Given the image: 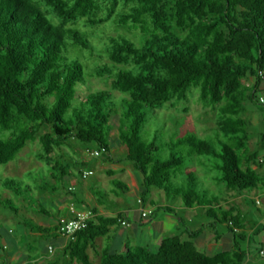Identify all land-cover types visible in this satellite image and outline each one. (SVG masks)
Wrapping results in <instances>:
<instances>
[{
  "label": "trees",
  "instance_id": "16d2710c",
  "mask_svg": "<svg viewBox=\"0 0 264 264\" xmlns=\"http://www.w3.org/2000/svg\"><path fill=\"white\" fill-rule=\"evenodd\" d=\"M104 24L114 30L103 45L110 63L96 66L91 76L107 78L110 88L83 95L77 86L87 82L86 65L78 52L95 55L89 29ZM260 70L264 0H0V165L15 161L29 144L38 142L36 160L49 167L47 182L54 191L57 173L61 179L76 175L68 174L71 156L61 149L95 143L109 155L116 127V141L142 175L140 203L145 204L153 188L161 190L187 208L202 207L213 219L211 227L226 224L233 235L232 247L218 253L195 244L203 229L186 231L188 239L166 236L156 248L129 245L120 251L113 245L111 226L123 225L122 215H97L93 209L87 227L66 238L62 264H244L261 228L247 233L245 218L235 208L226 209L224 198H209L198 186L195 167L185 173L186 155L210 161L218 172L214 179L228 193L264 190V177L258 173L262 162L257 151L250 152L253 133L247 116L249 105L260 106ZM193 88L208 109L204 116L217 113L214 125L204 130L213 133L214 128L216 137L204 138L188 129L164 143L155 129L153 138H145L148 123L153 119L158 125L157 110L186 101ZM114 92L121 95L117 98ZM260 147L264 149V128ZM164 148L171 150L165 158L160 156ZM81 163L73 158L75 167ZM44 170L29 169L27 176L35 178ZM43 182L41 190L46 188ZM113 182L121 192L129 188L118 179ZM2 189L23 196L32 187L18 176L0 177V206L18 213ZM41 212L48 213L44 207ZM30 231L63 236L58 225H32ZM221 236L216 231L217 240ZM51 247L49 253L54 252ZM263 247L256 246L259 251Z\"/></svg>",
  "mask_w": 264,
  "mask_h": 264
},
{
  "label": "rangeland",
  "instance_id": "374dc122",
  "mask_svg": "<svg viewBox=\"0 0 264 264\" xmlns=\"http://www.w3.org/2000/svg\"><path fill=\"white\" fill-rule=\"evenodd\" d=\"M92 32V42L97 46L95 55L88 57V53L84 51H79V55L82 57L83 62L86 65V78L87 82L85 85H78L77 89L80 93L86 94L88 92L97 91L100 89L110 88V83L107 78H97L91 76L94 68L101 65L103 62H109V59L104 55V47L106 44L105 37L107 35L113 34L114 30L107 24L102 26H95L89 29ZM133 39H137L138 36L133 35ZM73 53V48L70 49ZM251 78L248 83L253 82ZM115 96L118 98L121 94L114 92ZM199 91L197 88H193L188 93V99L178 103L174 108H164L157 110L156 120L158 125L153 124V119L148 123L146 128V134L143 132V136L146 138L154 137V130L159 129L162 133V137L159 140L161 142H169L171 137H179L184 135L188 129L196 132L198 135H204V138H215L216 133L213 128V133L210 130L204 132L205 127L208 125H214L216 119V112L209 111V113L204 116V112L208 109H204L199 103ZM187 108L188 111L183 109ZM247 116L250 117L252 123V139L250 142V152L257 151L258 157L262 159V168L259 170V174L264 176V149H260L262 141V133L264 126L262 121L264 120V110L253 103L249 105V112ZM207 119V120H206ZM207 133V134H206ZM111 136L117 139L118 131L116 127L112 130ZM113 142V146L110 151L111 160L108 159L106 153L99 149L98 145L95 143L90 144H75L72 147H63L61 150H65L71 157L67 160L69 162L70 168H67L68 174L74 172L76 175L65 176L61 179L59 173L56 174V178L53 183H55L56 190L53 191L52 182L48 183L47 177L50 171L46 164L40 163L36 160V155L39 152V143H31L26 149H24L18 156V158L7 164L0 165V177L18 176L25 179L32 187V190H28L23 196H17L12 194L7 189H2L4 197H10L19 207L18 213H14L11 210L4 209L0 206V264H49L41 263L40 258L43 260L49 256L54 260H57V264H62L65 260L63 258L62 247L58 244L60 242L61 235L58 234L55 238L53 236L42 235V233H35L30 231L32 225H42L46 222L47 224L54 226L58 225V219L61 216L66 215L65 207L73 202V206L77 210L89 211L93 206H95L96 199L100 200L108 213L113 212H123L125 213L129 210V214L132 216L139 212L144 207L154 208L155 211L151 216L152 219L161 222L166 216L169 210L179 213V216L184 218L180 224V232L190 231L191 229H203L201 237H209L210 234H214L215 230L219 234H222V241H213L214 247L212 252H218L228 249V246L232 241L233 237L228 230L226 224H217L216 229L211 227L209 223L213 221L212 218H208L203 212L202 208L190 209L186 208L182 211L180 205L182 204L181 199H167L164 192L153 188L149 195L148 200L145 204L138 202V197H141L142 191V175L137 172L131 161L126 158L127 151L125 146L120 145L117 141ZM164 139V140H163ZM163 140V141H162ZM95 151H99V155H95ZM171 150H160V156L165 158L170 154ZM183 154H187L188 150H179ZM65 155V159L66 156ZM186 166L185 173L188 171L189 167H195V173L197 174V183L200 189L206 192L209 198H224V200L231 201L228 204L235 205L237 210L240 211V215L245 218V223L247 224L246 232L250 234L251 227L256 228L261 231L254 237L256 243L264 244V199L261 195L262 192L258 190L243 191L242 194H237V198L232 200L231 194L227 192L225 185L217 182L214 176L218 172L212 167L210 161L206 158H196V161L191 160L192 158L186 155ZM73 158L78 161H83V163L73 165ZM65 159L62 160L64 164ZM206 160L207 163H203ZM199 161V162H198ZM45 168L42 173L34 174L33 176H27L29 169ZM111 167L115 169L117 174L115 177L107 173V169ZM107 168V169H106ZM124 172H121V169ZM79 170H93L94 175L86 179L82 177V174L78 173ZM134 172V178L138 179V188L134 189L131 185L133 178L129 173ZM181 175L179 174V177ZM176 179L179 182L183 181V177ZM113 178L116 180H122L131 189L128 192L119 191L116 184L113 182ZM46 184L44 190L40 189V183ZM68 188H73V191L69 193ZM46 191V192H44ZM264 191V190H263ZM121 192V193H119ZM119 193V194H118ZM230 194V195H229ZM64 198V199H63ZM244 198V199H243ZM262 199L263 205H256V199ZM61 199L65 200L60 202ZM121 199V200H120ZM153 200L152 203L148 201ZM121 202H120V201ZM123 201V202H122ZM59 202V203H58ZM63 204V205H62ZM66 205L65 207L62 206ZM225 205V203L223 204ZM227 205V203H226ZM48 211L47 214L41 212L42 208ZM169 209V210H168ZM248 214H243L247 213ZM245 215V216H244ZM151 218L149 220H151ZM144 220V219H143ZM148 221V220H145ZM131 224V223H130ZM146 225V224H144ZM148 225V224H147ZM140 225L138 224L137 227ZM141 228V227H140ZM129 230H131L129 228ZM178 230V229H177ZM177 230L166 233L165 236H170L173 233H178ZM180 234V233H178ZM214 236V235H213ZM186 238V236H184ZM138 243L144 244V237H140V234L136 236ZM130 236V240H136ZM215 240V239H213ZM104 241V240H103ZM101 240V243H104ZM135 243V241H134ZM52 244L54 245V252L48 253L47 247ZM257 244L252 245L249 248V255L252 257L249 264H264V256L260 254V251L256 248ZM203 251H210V249L205 248V246H199ZM210 247V246H209ZM208 247V248H209ZM13 256H21V259H14ZM32 261L31 260H34ZM48 260V259H46ZM44 260V261H46ZM66 264V263H65Z\"/></svg>",
  "mask_w": 264,
  "mask_h": 264
},
{
  "label": "crops",
  "instance_id": "0c3cea01",
  "mask_svg": "<svg viewBox=\"0 0 264 264\" xmlns=\"http://www.w3.org/2000/svg\"><path fill=\"white\" fill-rule=\"evenodd\" d=\"M108 158H111V156L109 155ZM259 160H260V162H262V159L261 158H259ZM261 168H262V164L258 168V170H260ZM106 171H107L108 174H110V172H114V174L112 175V177H115V175L117 174V172L115 171V169H112L111 167H109ZM121 172H124V169L123 168L121 169ZM129 173L132 175V178H133V181H132L131 185L134 187V189H137L139 187L138 186V179L137 178H134V177H136V176H134V172H131L129 170ZM262 177H264V176H262ZM115 179L116 178H113V180H115ZM120 181H122V180H120ZM128 187H129V185H128ZM129 189H131V188L129 187L126 192L130 191ZM260 192H262L261 195H262V197L264 199V191H260ZM230 194H231V199L232 200H234V199L237 198V194L236 193H230ZM63 199H61L60 202H64L65 200H63ZM139 200H140V196L138 197V200L137 201L139 202ZM256 200H260V204H257L256 203V205H259V206L260 205H263V202H262V199L261 198L260 199L258 198ZM225 201L226 202H224L225 203L224 207L226 209H228L229 207H232V208H235L237 210V207H235V205L228 204L231 201H227V200H225ZM152 202H153L152 199H151V201H148V203H152ZM226 203H227V205H226ZM71 205H73V202H70V204L67 205V207H65L66 205L62 206V207H65V210H66L65 211L66 212V215H64L65 217L71 216V214L69 212V207ZM144 208H151V207H144ZM186 208L187 207L182 202V204L180 205V209H182V211H183ZM197 208H202V207H196V208H190V209H197ZM93 209H97L98 210L97 215L101 214V215L107 216V217H114V216H117L118 214H121L122 217H123L122 219L128 221L129 224L128 225H125V226L124 225H120L119 227H116V225L111 226V235H113V238H114L113 239V245H114V247L116 249H118L120 251H124L126 249V246H129V245H149V246H151L153 248H156L160 244L161 239L164 238V237H166L165 236L166 233H171V232H173V231H175L177 229H178L177 232L180 233V234H182L183 237L186 236V238L184 237L185 239H188V237H189L187 235L186 231H185L186 229H184L183 232H180V226H181L180 224H181V222H182V220L184 218L180 217L179 216V213H177L176 211H174V208L173 207H172V211L171 210L168 211V213L166 214V216L163 218V220L161 222H158V221H156V220H154L152 218H151V220L145 221V219L143 220L141 218V212L140 213L138 212L136 214V216H135V214L131 216L128 213L129 210H127L125 213L120 212V211L113 212V213H108L107 209H105V207L103 206V204L100 202L99 199L98 200L96 199L95 206H93L90 209V211H92ZM153 209L155 210V207ZM202 210L205 213V209L202 208ZM237 212L240 213L239 210H237ZM243 214L246 215V214H248V212L247 213H243ZM205 215H206V213H205ZM138 224L140 225L139 227H137ZM144 224H146V225H144ZM42 225L44 227H52L51 225L47 224L46 222L45 223L43 222ZM129 228L131 230H129ZM256 229H257V227L256 228H252L251 227V232L256 231ZM196 230H198V228H196L194 230L191 229V231H196ZM31 233H32V231H31ZM35 233H37V232H35ZM178 233H173L171 235H175V234H178ZM46 234H48V236H49L51 233L50 232H47ZM138 234H140V237H142V238L144 237V241L145 242L147 241V242L144 243V244L138 243V240L136 239V236ZM201 234H202V232H201ZM201 234L194 239L195 244L197 245V247L200 250H202L199 247L201 245V246H205V248H207V249H210V251H205V252H208V253H218V252H221V251L212 252V248L214 247L213 241L216 242V241H219V240L220 241L223 240L222 236H221V238L219 240H217V238H216V230H215L214 234H210L209 237H204V235L201 237ZM130 236L133 237V238L135 236V239H136V240H134L135 243H134V241H131L130 240ZM61 237L62 238H60V242L58 244L62 247V250H63L65 244L67 243V239L65 237H63V236H61ZM232 237H233V235H232ZM213 239H215V240H213ZM226 242H231L230 245L228 246V249H230L232 247V245H233V242L232 241H226ZM51 246L54 247V245H52V244H50L47 247L48 253H49V248ZM228 249H226V250H228ZM13 258L14 259H16V258L17 259H21V256H19V257L18 256H13ZM251 258L252 257L249 255V252H248L247 259H246V261H245L244 264H249L250 261L252 262ZM46 259H48V260H46ZM46 259H44V260H46V261H44L42 258H40V262L41 263H45V262L46 263H49V262L51 263L52 261H55L53 258H50L49 256H47Z\"/></svg>",
  "mask_w": 264,
  "mask_h": 264
},
{
  "label": "built area",
  "instance_id": "2783aa9c",
  "mask_svg": "<svg viewBox=\"0 0 264 264\" xmlns=\"http://www.w3.org/2000/svg\"><path fill=\"white\" fill-rule=\"evenodd\" d=\"M259 76L261 77L264 84V70L259 71ZM258 102L260 106L264 108V87L258 94ZM104 152V150H102ZM95 155H99V151H95ZM94 174L93 170H83L82 177L84 179L92 176ZM257 204H260V200H256ZM69 212L71 216L65 217L62 216L59 218L58 226L62 235L67 239H73L76 232L87 227L89 220L93 219V212L77 210L73 205L69 207ZM154 213L153 208H144L141 211V217L145 220H149ZM123 225H128V222L123 220ZM50 251H53V248H49ZM260 254L264 256V249L260 250Z\"/></svg>",
  "mask_w": 264,
  "mask_h": 264
}]
</instances>
